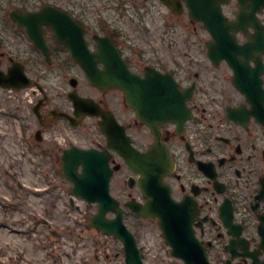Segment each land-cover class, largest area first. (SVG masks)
Returning <instances> with one entry per match:
<instances>
[{
    "label": "flooded vegetation",
    "instance_id": "obj_1",
    "mask_svg": "<svg viewBox=\"0 0 264 264\" xmlns=\"http://www.w3.org/2000/svg\"><path fill=\"white\" fill-rule=\"evenodd\" d=\"M262 2H220L223 16L234 26L228 32L237 43L253 42L258 34L245 19L254 5L260 6L254 22L264 38ZM196 4L197 0H0V69L19 61L35 82L41 80L32 90L34 96L39 93L38 118L31 114L36 125L32 138L35 133L42 138L54 123H68L62 115L72 110L68 90L66 100L56 99L44 83L50 70L66 80L67 74L82 71L71 56L73 50L90 55L99 69L103 58L117 65L112 57L116 52L140 77L152 68L170 73L183 92V105L176 109L181 121L179 126L174 120L158 124L157 131L171 164L163 181L178 207L179 220L186 232L191 228L211 264H264V91H257L253 75L259 70L264 90V51L238 54L247 66L238 67L234 81L226 62L214 65L207 58L205 44L212 35L191 17V6L192 15L197 14ZM239 12L246 15L240 21ZM174 35H180L186 46L179 49L182 42ZM176 53L185 59L178 60ZM84 81L97 90L87 78ZM98 94L94 101L113 110L137 149L152 145L149 128L135 117L121 90ZM105 145L104 136H93L87 147L102 150ZM133 183L127 194L141 200L136 180ZM123 218H130L127 210Z\"/></svg>",
    "mask_w": 264,
    "mask_h": 264
},
{
    "label": "rangeland",
    "instance_id": "obj_2",
    "mask_svg": "<svg viewBox=\"0 0 264 264\" xmlns=\"http://www.w3.org/2000/svg\"><path fill=\"white\" fill-rule=\"evenodd\" d=\"M173 37L179 43L184 40L180 35ZM164 41L167 44L166 37ZM185 46L182 42L177 47ZM176 55H180L178 60L185 59L184 55ZM46 81L51 87H63V82L57 80L54 73L49 74ZM56 90L52 92L56 93ZM80 91L96 95L85 84ZM24 94V91L0 89V264H120L121 258L112 257V252L118 251L119 246H112L88 224L95 205L78 204L77 209L70 206V184L60 174V164L51 157L41 156V148L52 149L53 144L31 140L29 145L36 125L30 113L31 104L23 98ZM54 126L58 128V125H53L48 130H53ZM86 132L79 131L77 135ZM79 142L85 144L87 140ZM12 173L22 183L21 187L12 182ZM120 181L121 178L113 182L111 190L115 195L122 190ZM49 182L55 187L48 193L34 195L30 192L32 187ZM7 197L15 203L6 204ZM42 220H47V223ZM147 224L151 227V222ZM144 228L148 231L140 241L148 246V264H172L150 258L154 253L158 257L161 253L163 256L165 247L157 237V230ZM51 240L55 242L51 243ZM151 240L153 242L149 245ZM106 255L108 259H105Z\"/></svg>",
    "mask_w": 264,
    "mask_h": 264
},
{
    "label": "water",
    "instance_id": "obj_3",
    "mask_svg": "<svg viewBox=\"0 0 264 264\" xmlns=\"http://www.w3.org/2000/svg\"><path fill=\"white\" fill-rule=\"evenodd\" d=\"M197 7L199 8L200 13H198V15L195 17L203 20V22L211 30H213V18L217 21L220 20L219 11L217 9L214 11V9L211 8L212 6L205 5L204 3H199ZM214 39L215 45H217V42L223 39L232 49L238 48L234 44L231 37H215ZM213 47V45H210L209 52L211 56L213 55ZM74 55L79 59L82 57L78 53ZM81 62L86 64L85 61L81 60ZM110 70L111 71H99L87 69L86 72L90 77V81L96 85L99 84L98 77L102 75V78H109V76H111V80L109 82L110 85H118L127 88V101L137 111H139L138 106L140 104H147L149 107L155 108L161 103L168 101L172 103L175 101V99L172 97H167L166 95L170 88L175 89V85H173L170 81L168 85L165 84L168 87L166 92L162 94L159 92V86L162 85V83L158 80L153 81L152 84L148 85L145 82L131 81L135 78L131 75L129 76L123 66H121V69L117 67L115 69L110 68ZM5 76L6 77H2L0 74L1 86H11V79L24 80V77L20 71H17L16 74L10 71ZM121 76H125L127 79L123 84L120 81ZM156 78L162 79L164 81L166 80L163 77ZM25 83L23 84L22 82L19 83L20 86H15L22 87L29 84ZM129 88H134L133 92H129ZM169 95H171V92L168 93V96ZM73 99L75 100V98ZM169 111L159 114L157 119L163 120L168 116ZM128 147L126 145L124 148H118V151H120L125 156L127 162L131 165L134 171L141 173L142 178L140 185L143 193L148 198L147 204L142 209L133 206L134 209H139V212L146 216H160L159 225L163 230L167 242L172 248L171 253L175 256L184 258V264H208L203 252L195 243H193L192 236H188L186 231H184L182 235L175 237L171 236L170 230L173 228L171 227L170 215L172 213L174 215L176 214V207H174V205H172V203L169 201L167 188L161 182L159 177H154L153 162L150 157L151 155L145 154L143 158L145 157L144 159L146 163L143 162L142 165H137L131 156L132 154L127 152L130 151V149H126ZM71 156H74L73 159ZM105 158L106 156L102 153L99 154L92 153L90 151L67 150L63 154L62 172L65 174V176L72 180L73 192L78 195H82L88 201H97L99 203L98 213L91 218L90 222L92 225L112 233L122 241L125 251V264H142L133 236L121 225L119 216L117 219L112 220H107L104 218V213L108 209L114 208L113 200L107 193V182L110 172L106 168ZM78 164L83 166L81 173L76 172V166Z\"/></svg>",
    "mask_w": 264,
    "mask_h": 264
}]
</instances>
